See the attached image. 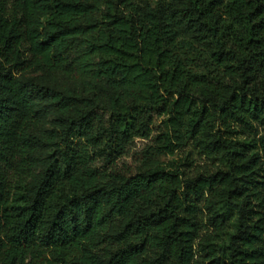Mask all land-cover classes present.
Returning <instances> with one entry per match:
<instances>
[{
	"label": "trees",
	"instance_id": "trees-1",
	"mask_svg": "<svg viewBox=\"0 0 264 264\" xmlns=\"http://www.w3.org/2000/svg\"><path fill=\"white\" fill-rule=\"evenodd\" d=\"M133 1L0 0V264H195L197 203L208 192L217 230L231 211L239 216L231 263L264 264V177L258 181V161L223 133L264 119V88L254 85L264 64V0H167L179 4L170 14ZM227 19L236 28L229 38ZM182 36L214 42L234 79L190 74L174 54ZM33 69L60 74L70 87L24 79ZM48 115L68 137L105 142L120 155L164 117L166 149L181 143L185 128L204 135L227 170L183 181L143 171V152L130 165L113 161L110 171L92 167L86 150L45 158L59 147L45 130ZM111 225L117 246L101 259L96 250Z\"/></svg>",
	"mask_w": 264,
	"mask_h": 264
},
{
	"label": "rangeland",
	"instance_id": "rangeland-1",
	"mask_svg": "<svg viewBox=\"0 0 264 264\" xmlns=\"http://www.w3.org/2000/svg\"><path fill=\"white\" fill-rule=\"evenodd\" d=\"M136 6L143 11H149L159 8L165 14H170L178 9V2L167 0H134ZM222 27L225 29V36L229 38L231 32L236 28L230 20H224ZM227 29V30H226ZM219 53L218 46L210 41L196 43L189 36H182L178 39L174 48V54L181 60L186 70L193 75L206 78L210 82H222L228 84L232 79L228 73H225V67L217 61ZM24 79H35L40 84L52 86L61 89V84L70 87V83L64 82L60 74H51L44 70L33 69L23 74ZM255 86L264 88V64L255 77ZM106 89V84H102ZM164 117H156V123L151 126L150 132L146 136H137L126 144L123 154L117 152L111 153L105 148V142L101 146H95L86 139L78 137H68L65 126L54 115H48L44 119L45 130L54 132L58 137L59 147L45 152V158L57 154L61 161V152L71 148L73 151L86 150L92 167L100 171H110L114 166L113 161L120 166L130 165L133 162L135 154L143 152L145 160L143 161V171L148 169H161L167 172H176L181 175V179L191 180L198 176L210 177L220 171L227 170L226 162L217 155L210 154L206 148V138L204 135L195 137L186 135V129H183V139L181 143L172 142V146L166 149L165 141L172 134L165 125ZM98 126V125H97ZM223 133L229 139L237 141L241 147L245 148L249 156L254 157L259 165L258 181L261 182L264 177V153L262 143L264 142V119L250 120L248 124H232L231 130H224ZM65 134V135H64ZM100 137L99 131L95 129L92 134ZM166 135V136H164ZM104 138V137H103ZM102 139V138H101ZM103 140V139H102ZM68 143V144H67ZM69 146V147H67ZM55 150H57L55 152ZM170 150H173L170 152ZM111 153V158L109 154ZM42 166L39 170H43ZM264 196V192H262ZM216 201L212 193H207L203 199L197 203L199 208L201 228L197 241L195 242V264H232L228 256L227 249L230 245L232 236L237 230L238 213L231 211L225 220V228L217 230L209 221V212L207 207L209 203ZM258 212H264V209L258 208ZM221 213L222 210H219ZM115 233L113 225L109 226L102 235L101 243L97 247V254L101 259H105L109 252L116 249V243L111 238Z\"/></svg>",
	"mask_w": 264,
	"mask_h": 264
}]
</instances>
